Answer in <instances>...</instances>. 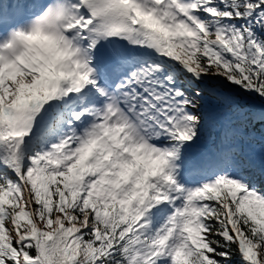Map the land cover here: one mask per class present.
Instances as JSON below:
<instances>
[{"label": "snow or ice", "instance_id": "1", "mask_svg": "<svg viewBox=\"0 0 264 264\" xmlns=\"http://www.w3.org/2000/svg\"><path fill=\"white\" fill-rule=\"evenodd\" d=\"M257 173L264 0H0V264H264Z\"/></svg>", "mask_w": 264, "mask_h": 264}, {"label": "trees", "instance_id": "2", "mask_svg": "<svg viewBox=\"0 0 264 264\" xmlns=\"http://www.w3.org/2000/svg\"><path fill=\"white\" fill-rule=\"evenodd\" d=\"M262 176H264V175H262ZM255 180H256V183H258L262 187H264V177L258 178L257 176H255ZM234 261H235V264H239V257H235Z\"/></svg>", "mask_w": 264, "mask_h": 264}, {"label": "bare ground", "instance_id": "3", "mask_svg": "<svg viewBox=\"0 0 264 264\" xmlns=\"http://www.w3.org/2000/svg\"><path fill=\"white\" fill-rule=\"evenodd\" d=\"M257 104H259V101L258 100H256V102H255V105H257Z\"/></svg>", "mask_w": 264, "mask_h": 264}]
</instances>
